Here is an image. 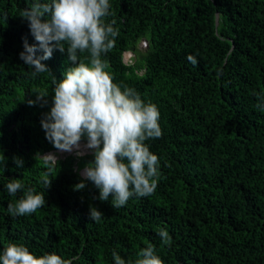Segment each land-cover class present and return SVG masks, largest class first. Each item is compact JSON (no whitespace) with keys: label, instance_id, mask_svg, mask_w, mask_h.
<instances>
[{"label":"trees","instance_id":"trees-1","mask_svg":"<svg viewBox=\"0 0 264 264\" xmlns=\"http://www.w3.org/2000/svg\"><path fill=\"white\" fill-rule=\"evenodd\" d=\"M34 2L0 0V254L22 243L71 264H115L113 250L135 261L153 245L165 264H264V0H109L107 20L119 34L108 70L157 105L163 132L145 142L160 158L155 192L120 208L79 174L95 150L76 163L41 157L56 148L42 127L53 90L75 65L54 49L41 61L48 71L33 76L21 59L25 41L44 55L22 17ZM38 92L48 95L37 99ZM11 179L24 185L15 197L6 189ZM29 188L47 202L11 215L9 203ZM92 206L103 213L99 222L90 219Z\"/></svg>","mask_w":264,"mask_h":264},{"label":"clouds","instance_id":"clouds-1","mask_svg":"<svg viewBox=\"0 0 264 264\" xmlns=\"http://www.w3.org/2000/svg\"><path fill=\"white\" fill-rule=\"evenodd\" d=\"M110 8L109 0H35L22 17L29 21L31 33L44 55L37 58L36 46L25 41V51L20 56L34 69L31 74L35 76L48 71L41 61L49 59L54 49L67 52L75 66L67 69L65 78L56 83L53 107L42 120L46 138L56 148L41 157L46 164L54 165L58 159L74 156L76 163L95 150L94 161L82 167L79 174L100 190L101 201L111 196L112 206L120 208L133 196L149 197L155 192L160 158L145 142L161 138L163 132L157 105L146 103L134 88L115 82L108 70L110 65L105 57L114 48L119 34L114 28L116 21L107 20ZM140 46H146L145 39L140 41ZM85 53L87 58L83 56ZM133 55L125 51L124 63L131 64ZM188 59L197 63L193 56ZM47 95L38 92L37 99ZM85 134L87 138H83ZM79 144L88 147L81 151ZM88 148L92 151L85 153ZM59 153L65 154L58 156ZM4 159L0 153V163ZM16 162L22 166V161ZM44 183L47 188L51 180L45 178ZM85 187V182L75 185L76 190ZM6 189L15 197L24 185L20 179H11ZM46 202L44 192L29 188L18 200L9 203L8 212L13 216L29 215ZM102 215L97 207H90L92 221L99 222ZM158 235L170 246L171 237L166 229H161ZM112 256L115 264H165L153 245L142 249L135 261L125 260L115 250ZM0 264H71V260L55 252L37 255L25 244L10 243L0 254Z\"/></svg>","mask_w":264,"mask_h":264},{"label":"bare ground","instance_id":"bare-ground-1","mask_svg":"<svg viewBox=\"0 0 264 264\" xmlns=\"http://www.w3.org/2000/svg\"><path fill=\"white\" fill-rule=\"evenodd\" d=\"M87 147H88L87 145H81V144H79L78 146V148H80L81 151H84Z\"/></svg>","mask_w":264,"mask_h":264},{"label":"rangeland","instance_id":"rangeland-1","mask_svg":"<svg viewBox=\"0 0 264 264\" xmlns=\"http://www.w3.org/2000/svg\"><path fill=\"white\" fill-rule=\"evenodd\" d=\"M81 143H82V142H81ZM88 151H92V149L88 148V150H86V152H85V153H87ZM62 154H65V153H59V155H58V156H61ZM56 157H57V155H56Z\"/></svg>","mask_w":264,"mask_h":264}]
</instances>
